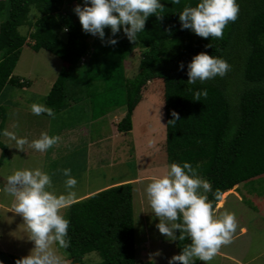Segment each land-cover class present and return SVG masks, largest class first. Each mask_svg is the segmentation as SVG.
<instances>
[{
    "label": "trees",
    "instance_id": "trees-1",
    "mask_svg": "<svg viewBox=\"0 0 264 264\" xmlns=\"http://www.w3.org/2000/svg\"><path fill=\"white\" fill-rule=\"evenodd\" d=\"M198 2L161 0L160 18L150 15L136 41L124 38L121 30L113 46L107 44L110 28L105 29L103 42L98 36L91 43L85 40L87 33L77 15L66 9L82 4V0H0V93L7 84L21 88L30 84L14 74L22 49L29 44L21 31L25 26L33 29L29 45L35 51L45 49L63 62L46 97L53 112L67 107L69 98H99L96 94L101 88L105 95L125 97L126 113L117 128L128 133L145 94L143 87L150 80L161 79L168 160L199 165V174L210 182L208 197L215 210L216 189L225 195L236 183L264 174V0H237L238 18L226 25L219 39L181 29L179 12ZM33 10L39 13L35 19L31 18ZM208 44L212 47L206 48ZM137 49L139 71L127 77L125 61ZM201 52L223 57L231 68L223 77L189 85L187 64ZM82 57L87 59L80 65ZM180 62H184V70H178ZM202 89H207V96L196 100L195 91ZM173 110L179 118L168 124ZM107 111L108 107L100 106L95 117ZM0 114L2 130L6 116L3 105ZM0 148L1 165L8 149L1 135ZM65 216L70 219L71 244L64 249L70 264H87L86 256L91 253L99 260H90V264H138L131 182L77 200L66 208ZM189 242L176 240L178 254ZM8 256L10 264L21 258ZM140 262L153 264L151 260Z\"/></svg>",
    "mask_w": 264,
    "mask_h": 264
},
{
    "label": "rangeland",
    "instance_id": "rangeland-1",
    "mask_svg": "<svg viewBox=\"0 0 264 264\" xmlns=\"http://www.w3.org/2000/svg\"><path fill=\"white\" fill-rule=\"evenodd\" d=\"M75 6H67L66 9L72 12ZM38 15L36 10L31 11L32 19ZM21 31L26 42L31 44L33 29L25 26ZM95 37L87 34L85 40L91 43ZM29 44L24 45L14 74L30 81V84L24 88L7 84L0 93V105H3L8 115L3 129H8L18 137H27L29 141L21 151L16 148L13 139L1 135L8 150L0 165V261L10 264L9 254L23 257L34 247V243L28 239L29 232L23 217L13 211L15 197L4 191L7 177L17 169L41 167L50 174L54 173L52 180L58 193L64 191L66 178L60 171L63 168H71L72 176L77 179V196L110 183L131 182L138 264L141 260L168 264L169 258L178 254L176 241H169L156 228L159 218L149 207L144 191L146 185L154 177L162 175L171 164L165 146L166 113L161 79L150 80L143 87L142 92L145 94L133 113V129L128 133L117 132L111 126L114 123L117 128V123L126 113L125 97L121 94V98L116 99L115 95H105L101 88L96 94L99 98H69L67 107L54 112V117L45 113L37 116L32 113L30 106L38 103L48 107L46 97L63 62L50 51H35ZM85 58L82 57L80 65ZM139 63L140 51L137 49L125 61L127 77H134L138 73ZM95 89L92 90L95 92ZM104 105L108 111L96 118L94 113L98 114L100 106ZM87 130L89 136H85ZM42 132L49 135L59 133L56 135L60 137L59 145L45 152L30 147V142L38 139ZM97 138L100 143L92 145L87 151V142H96ZM63 143L65 145H61ZM225 193L223 201L217 206L222 208L216 215L225 210L234 212L238 227L231 242L222 245L208 264H264V174L236 183ZM62 211L65 215L66 209ZM58 251L70 264L64 249ZM85 260L90 264V260L97 261L99 256L91 253ZM197 261V264H203Z\"/></svg>",
    "mask_w": 264,
    "mask_h": 264
},
{
    "label": "clouds",
    "instance_id": "clouds-1",
    "mask_svg": "<svg viewBox=\"0 0 264 264\" xmlns=\"http://www.w3.org/2000/svg\"><path fill=\"white\" fill-rule=\"evenodd\" d=\"M179 2L171 0L172 4ZM163 7L161 0H82V4H77L73 11L79 18L82 30L98 36L102 42L105 29L110 28L107 44L114 46L118 43L117 34L121 30L129 41H136L137 34L144 31L148 17L155 14L160 18L159 10ZM239 11L237 0H199L195 6H185L179 12L180 26L182 30L188 29L202 38L219 39L223 37L226 25L236 21ZM205 47H212V44ZM184 68V62H180L178 70ZM230 68L231 65L221 56L198 53L187 64V84L223 77ZM207 94V89L194 93L196 100ZM30 108L34 115L45 113L54 117L52 108L43 104L33 103ZM171 115L173 119L168 124H174L179 118L174 110ZM0 135L13 139L16 148L21 151L24 145L29 144L27 137H18L6 128L0 130ZM59 139V136L42 132L38 139L30 142V147L45 152ZM198 168L199 165L193 167L187 161L173 162L162 175L154 177L144 190L149 207L159 218L156 224L159 232L169 241H190L179 254L169 258L168 264H196L197 260L208 264L222 245L231 242L238 227L234 212L225 210L216 215L213 200L208 197L210 182L199 174ZM60 171L66 179L64 191L59 193L53 185L54 173L50 174L41 167L17 169L7 177L4 191L15 197L13 211L23 217L29 232L28 239L34 243L29 254L17 259L15 264H67L58 251L67 249L71 244L68 235L70 219L62 210L76 202L78 182L72 176L71 168ZM213 196L218 203L224 199L220 189H216ZM0 264L3 262L0 261Z\"/></svg>",
    "mask_w": 264,
    "mask_h": 264
},
{
    "label": "crops",
    "instance_id": "crops-1",
    "mask_svg": "<svg viewBox=\"0 0 264 264\" xmlns=\"http://www.w3.org/2000/svg\"><path fill=\"white\" fill-rule=\"evenodd\" d=\"M6 117V120L8 119V115H6L5 116ZM5 124V123H4ZM111 126L112 127H114V129L115 130H117V132H120L117 128H116V126L114 125V123H112L111 124ZM4 127V126H3ZM5 129V128H4ZM113 129V128H112ZM61 130V129H60ZM62 131V130H61ZM86 131V130H85ZM113 134H114V131L112 132ZM57 135V134H59V133H57V132H54L53 133V135ZM61 134V133H60ZM64 134H67V132H65ZM89 136V133H88V130H87V133L85 134V136ZM111 138V137H110ZM90 139L91 140H93L91 137H90ZM96 142H87V145H89L88 146V148H87V151H89L91 148H92V145L94 146V145H97V144H99L100 143V140L97 138L96 140H95ZM113 142H114V140H113ZM58 143H60V140L58 141ZM55 144V145H59V144ZM73 143V142H72ZM61 145H65L64 143L63 144H61ZM73 145H74V143H73ZM76 145H80V144H76ZM85 145H86V143H85ZM111 145H114V143H111ZM7 147H8V145H7ZM8 150V149H7ZM89 170H91V169H89ZM125 182H128V181H121V182H118V183H110L109 185H107V186H105V187H103V188H99V189H96V190H86L84 193H82L81 195H79V196H77V200H79V199H83V198H85V197H88V196H90V195H92V194H94V193H96V192H98V191H101V190H103V189H106V188H108V187H110V186H113V185H115V184H120V183H125ZM0 191H1V189H0ZM76 200V201H77ZM222 207H217V209L215 210V213L219 210V209H221Z\"/></svg>",
    "mask_w": 264,
    "mask_h": 264
}]
</instances>
